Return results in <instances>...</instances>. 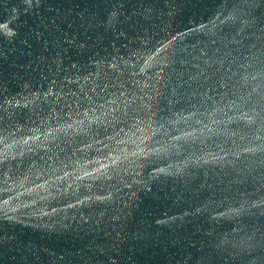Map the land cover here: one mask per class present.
<instances>
[{"label":"water","instance_id":"1","mask_svg":"<svg viewBox=\"0 0 264 264\" xmlns=\"http://www.w3.org/2000/svg\"><path fill=\"white\" fill-rule=\"evenodd\" d=\"M0 264H264V0H0Z\"/></svg>","mask_w":264,"mask_h":264}]
</instances>
